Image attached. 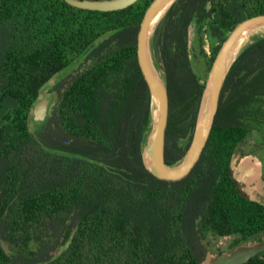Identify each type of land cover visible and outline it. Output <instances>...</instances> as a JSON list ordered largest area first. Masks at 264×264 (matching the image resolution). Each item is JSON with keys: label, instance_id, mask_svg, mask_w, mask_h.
I'll return each mask as SVG.
<instances>
[{"label": "trees", "instance_id": "trees-1", "mask_svg": "<svg viewBox=\"0 0 264 264\" xmlns=\"http://www.w3.org/2000/svg\"><path fill=\"white\" fill-rule=\"evenodd\" d=\"M152 1L97 12L62 0H0V264H198L199 238L264 229V207L230 177L252 133L250 149L264 151V37L231 65L193 169L161 180L140 153L149 93L136 36ZM259 15L264 0H177L158 24L167 164L186 151L205 84L190 67L189 27L205 57L211 44L210 70L233 28ZM68 69L45 127L32 130L41 89Z\"/></svg>", "mask_w": 264, "mask_h": 264}, {"label": "water", "instance_id": "water-1", "mask_svg": "<svg viewBox=\"0 0 264 264\" xmlns=\"http://www.w3.org/2000/svg\"><path fill=\"white\" fill-rule=\"evenodd\" d=\"M62 1L77 9L97 12L119 11L137 2V0ZM176 1L153 0L143 16L136 36V60L149 93V118L141 144V160L147 172L165 181L180 180L193 169L211 132L222 86L231 65L245 47L264 37V15L243 20L227 35L208 72L186 151L179 161L167 164L164 147L169 97L165 75L155 59L153 35L160 21ZM52 81L53 78L48 83ZM55 97L40 96L34 103L32 110L34 124L45 123ZM252 252L250 249L240 250L230 257H222L220 264H239Z\"/></svg>", "mask_w": 264, "mask_h": 264}, {"label": "rangeland", "instance_id": "rangeland-1", "mask_svg": "<svg viewBox=\"0 0 264 264\" xmlns=\"http://www.w3.org/2000/svg\"><path fill=\"white\" fill-rule=\"evenodd\" d=\"M198 36L196 33V29L193 25H191L188 29V49H189V59H190V67L193 71V73L197 76L199 81L203 83L206 81L207 75L209 70L207 69V61L208 57L210 56L211 52V44L207 42L204 45V53L207 57L204 56L203 52L201 51L200 46H198L197 42ZM71 69L66 70L65 72L59 74L55 78H53V81L49 84L47 83L42 89L40 96H48L50 98L53 97V95L56 94V91L60 89L62 86H64L67 81L70 79V73ZM177 113L172 112L170 115V127L173 132H175L176 126H177ZM45 123H38L34 124L32 121L31 128L32 130L37 129L38 131H41L42 128L45 127ZM179 126V125H178ZM179 128V127H178ZM177 129V128H176ZM50 131V129H49ZM189 129H187L188 133ZM189 133L187 134L186 138L180 139L178 141V145L183 147L186 145L188 140ZM257 140L256 135L252 133V137L249 142L245 143V147L242 146V152L240 153L241 157H235L232 161V172L234 176H242L241 178H238L237 181L242 185V187L245 189V195L251 200H255L258 202H261L264 204V168L262 165H260V162L258 159L256 161L258 164L252 163V165H249L248 167H241V162H251V159H253V155L250 154L252 149H250V144L252 141ZM256 152V151H255ZM247 155V156H246ZM210 255H207L205 264L210 263Z\"/></svg>", "mask_w": 264, "mask_h": 264}, {"label": "flooded vegetation", "instance_id": "flooded-vegetation-1", "mask_svg": "<svg viewBox=\"0 0 264 264\" xmlns=\"http://www.w3.org/2000/svg\"><path fill=\"white\" fill-rule=\"evenodd\" d=\"M243 153V152H242ZM253 159L251 162H241V167H248L249 165L258 164L256 159H260V165L264 168V151H251ZM240 153L234 155L230 162L231 178L234 180L240 193L251 200L245 195V189L237 181L242 176H234L232 172V161L237 157H241ZM247 156V155H246ZM264 180V178H263ZM254 201L264 207V204L255 200ZM250 249L253 252L247 257V259L240 261L239 264H264V229L255 233H249L247 235L229 234V235H208L203 238H199L195 247H192L193 254L198 264H205L207 255H210L209 264H220L222 257H230L240 250Z\"/></svg>", "mask_w": 264, "mask_h": 264}]
</instances>
